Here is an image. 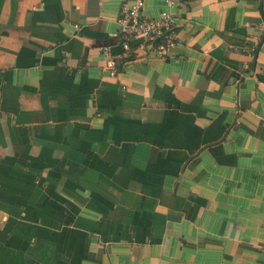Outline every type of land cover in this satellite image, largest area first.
I'll use <instances>...</instances> for the list:
<instances>
[{"label": "crops", "instance_id": "1", "mask_svg": "<svg viewBox=\"0 0 264 264\" xmlns=\"http://www.w3.org/2000/svg\"><path fill=\"white\" fill-rule=\"evenodd\" d=\"M135 1L0 0V264H264V0Z\"/></svg>", "mask_w": 264, "mask_h": 264}, {"label": "built area", "instance_id": "2", "mask_svg": "<svg viewBox=\"0 0 264 264\" xmlns=\"http://www.w3.org/2000/svg\"><path fill=\"white\" fill-rule=\"evenodd\" d=\"M166 5L168 9L158 17L144 14L143 0L123 6L117 24L122 38L121 47L125 51H132L131 39H141L140 46H147L152 55L163 59L170 55L178 44V19L173 10L179 6V2L166 0ZM254 51L255 48H250L251 53ZM115 61V58H111L106 66L111 77L117 75Z\"/></svg>", "mask_w": 264, "mask_h": 264}]
</instances>
